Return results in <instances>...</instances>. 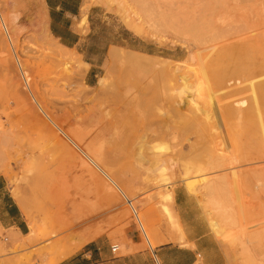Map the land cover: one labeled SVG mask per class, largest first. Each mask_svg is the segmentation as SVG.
<instances>
[{"label": "rangeland", "instance_id": "1", "mask_svg": "<svg viewBox=\"0 0 264 264\" xmlns=\"http://www.w3.org/2000/svg\"><path fill=\"white\" fill-rule=\"evenodd\" d=\"M74 22L64 50L42 0H0V174L29 231L0 228V264L187 247L175 190L219 264H264V0H82Z\"/></svg>", "mask_w": 264, "mask_h": 264}, {"label": "crops", "instance_id": "2", "mask_svg": "<svg viewBox=\"0 0 264 264\" xmlns=\"http://www.w3.org/2000/svg\"><path fill=\"white\" fill-rule=\"evenodd\" d=\"M82 0H42V6L48 14V28L51 35L66 49L75 48L80 44L82 35L75 28ZM187 198L176 190L174 204L176 218L183 228L184 243L163 245L150 252L140 247L136 234L127 235L125 253L116 254L111 251V244L103 239L85 245L81 251L60 260L55 264H195L197 257L204 264H219L214 252L208 248L211 240L207 231L193 222V209L187 206ZM186 205V206H185ZM0 228L6 232L12 229L17 236H26L28 225L19 207L11 196L5 178L0 174ZM160 262V263H159ZM212 262V263H209Z\"/></svg>", "mask_w": 264, "mask_h": 264}, {"label": "bare ground", "instance_id": "3", "mask_svg": "<svg viewBox=\"0 0 264 264\" xmlns=\"http://www.w3.org/2000/svg\"><path fill=\"white\" fill-rule=\"evenodd\" d=\"M16 20V19H15ZM62 49L64 50H68L64 47L61 46ZM51 53V56L52 55H55V57L57 58L58 61H64L65 60V57L60 54V53H56L54 51H50ZM54 59V58H53ZM215 190V189H214ZM229 191H226V192H223V190L221 191H218L214 194L213 196V199H212V202H211V208H212V213L215 214V215H219L221 214L223 219L225 220V218L227 216H229L231 210H232V207L234 206V202H235V197L228 193ZM235 194V193H234ZM238 197V195L236 196ZM237 199V198H236ZM238 201V200H236ZM236 205V204H235ZM208 210V208H207ZM233 214V213H232ZM220 217V216H219ZM225 217V218H224ZM232 218V217H231ZM234 218V217H233ZM219 220V219H218ZM221 221V220H220ZM219 223V222H218ZM224 224V223H223ZM219 225V224H218ZM226 225V224H225ZM213 226V224H212ZM214 227V226H213ZM222 228V227H221ZM228 228V227H227ZM232 231V230H231ZM222 232V231H221ZM225 236V235H224ZM226 240V239H225Z\"/></svg>", "mask_w": 264, "mask_h": 264}, {"label": "built area", "instance_id": "4", "mask_svg": "<svg viewBox=\"0 0 264 264\" xmlns=\"http://www.w3.org/2000/svg\"><path fill=\"white\" fill-rule=\"evenodd\" d=\"M111 251H112V252H116V251H117V247H116V246H112V247H111Z\"/></svg>", "mask_w": 264, "mask_h": 264}]
</instances>
